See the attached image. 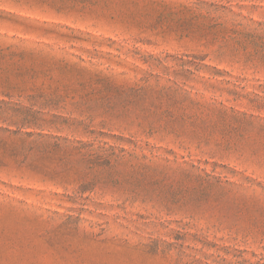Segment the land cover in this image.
<instances>
[{
  "label": "rangeland",
  "instance_id": "1",
  "mask_svg": "<svg viewBox=\"0 0 264 264\" xmlns=\"http://www.w3.org/2000/svg\"><path fill=\"white\" fill-rule=\"evenodd\" d=\"M0 264H264V0H0Z\"/></svg>",
  "mask_w": 264,
  "mask_h": 264
}]
</instances>
